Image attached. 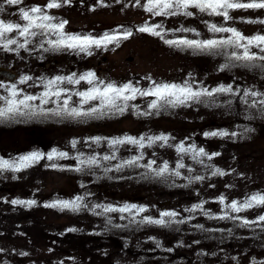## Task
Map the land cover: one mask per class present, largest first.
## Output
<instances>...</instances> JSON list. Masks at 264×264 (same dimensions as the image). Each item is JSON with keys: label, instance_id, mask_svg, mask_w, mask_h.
Instances as JSON below:
<instances>
[{"label": "rangeland", "instance_id": "obj_1", "mask_svg": "<svg viewBox=\"0 0 264 264\" xmlns=\"http://www.w3.org/2000/svg\"><path fill=\"white\" fill-rule=\"evenodd\" d=\"M49 2L22 0L10 6L0 0L4 7L0 19L22 24L21 8L43 9ZM58 3L61 6L47 14L54 17L53 23L67 22L66 34L97 39L105 34L122 37L129 31L132 35L107 47L93 46L88 50L91 54L45 51L47 41L56 39L54 34L31 38L26 48H0V69L14 73L12 79L0 78V85H16L21 93L18 99L38 97L29 103L46 113L0 120V161L12 164L33 152L42 155L19 172L0 171V264H264V221L259 220L264 205L238 213L230 207L233 201L241 204L252 195H264V106L259 104L264 99V60L244 66L231 58L233 52L242 55V49L201 52L164 43L231 37L230 33L210 32L209 24L235 28L246 38L264 35V23L247 22L264 20V9L232 10V19L225 21L194 8L188 9L193 13L190 17L155 16L144 10L147 0ZM157 24L162 25L156 30L163 38L138 31L141 26ZM250 52L264 56L257 47ZM88 72L96 77L92 85L58 82L51 90H63L61 96L40 104L41 94L49 90L45 88L48 80L73 74L79 79ZM24 76L31 79L20 83ZM109 83L117 87L130 84L141 91L158 84H188L194 91L230 85L232 91L176 106L158 102L155 109L150 104L156 98L139 93L134 100H117L111 108H101L98 100L81 106L76 93L91 87L103 89ZM245 90L262 95L245 97ZM7 96L6 89L0 88V97ZM65 99L70 108L100 111L77 118L53 115L64 107ZM253 101L255 107L250 106ZM4 106L0 100V107ZM212 132L228 135H205ZM160 136L167 140L154 139ZM126 137L144 147L109 143ZM200 149L205 155H197ZM53 150L66 156L49 160ZM134 157L139 158L136 165H125ZM93 158L96 164L88 165ZM150 161L154 162L152 170L146 167ZM165 164L168 171L156 176L155 171ZM217 170L223 174L214 175ZM78 196L83 199L76 211L46 207ZM13 200L35 203L13 205ZM96 205H135L146 211L102 213ZM162 212L177 215L163 218L164 225L140 222L161 219Z\"/></svg>", "mask_w": 264, "mask_h": 264}, {"label": "snow or ice", "instance_id": "obj_2", "mask_svg": "<svg viewBox=\"0 0 264 264\" xmlns=\"http://www.w3.org/2000/svg\"><path fill=\"white\" fill-rule=\"evenodd\" d=\"M22 0H5L7 5H19L21 4ZM68 0H65L67 3ZM139 3V0H137ZM60 3L58 0H50L47 3L45 8H41L38 6H33L30 9H20V18L23 23H11L5 22L4 20L0 19V48H3L4 51H10L11 45H16L18 49L26 48V46L31 43V38H35L37 36H45L48 34H54L56 36L55 40H48L47 44L49 48L44 49L45 51H61V50H69V51H76L78 53H86L91 54L88 52L90 48L95 46L96 48L100 47H107L109 44L117 41L121 38L127 39L132 35V33L124 32L123 36L117 35H109L105 34L100 38H93L88 35L79 36V35H69L65 33V24L66 21H61L59 23H53L54 17L47 14V11L53 8L60 7ZM197 9L200 13H206L210 16H222L225 21L232 19L229 15L230 11L232 10H256V9H264V0H248V2H244V0H147V4L144 5V10L146 12L152 13L155 16H176V15H184V16H192L193 13L188 11V9ZM4 11L3 5H0V12ZM249 23H264V20L261 21H247ZM162 25H154L148 26L144 25L141 26L138 31L142 33H149L153 36H159L161 38L162 34L160 31L156 29L161 28ZM208 29L212 33H230L231 37L229 39L223 40H216V39H208L204 41L195 40V39H170L164 40L169 46H176V47H184L190 48L194 51L198 50L201 52L204 51H212L218 48H226L232 47L235 49H242V55H238L236 52L231 54V58L237 61L244 62V66H254L252 64L253 61L259 59L264 60V56H256L254 53L250 52L251 47H257L261 52H264V35H256L250 38L244 37L239 31L235 28L230 27H223L217 26L215 24H209ZM180 31H194L192 29H180ZM16 33L17 38H10V34ZM199 35V33H196ZM22 39L23 42H19ZM227 66V65H226ZM74 76V74H73ZM73 76L68 77H61L57 76L52 80H48L45 83V88L49 89L44 91L41 94L40 104L45 105L49 103V98L54 96L59 98L62 94L63 90H55L52 91L51 89L53 86L57 85L58 82L67 81L69 84H78L80 81H86L89 85H92L95 81L96 77L95 74L92 72H88L79 77V79H74ZM31 79V77L24 76L21 77L20 83H25ZM103 84V82H100ZM0 88H5L8 96L7 97H0V100L5 102L4 107H0V120H6L16 116H28V115H37V114H46L44 113L43 108H40L39 111L32 107L29 102L36 101L38 97L34 95H24L22 99H18L21 93L18 91L16 85H0ZM232 91L231 86L228 87H218L213 89L212 91H208L207 89L194 91L192 87L188 84L184 86H180L177 84H158L152 90L149 91H141L138 88L133 87L130 84H124L123 86L117 87L111 83L107 84L106 86L101 89L100 87H91L86 92H78L77 95L80 98L81 106L87 104L91 101H99L101 108L108 107L111 108L115 105L117 100H123L125 102L129 100L136 99V95L139 93L142 96H153L156 99L153 100L150 104V107L155 109L158 107V102H163L165 104L176 106L177 104H185L188 101H196L198 102L201 97L203 96H212L214 93H228ZM251 95L252 97H257L262 95L258 92H249L245 90L244 96L247 97ZM261 106H264V99L259 101ZM64 107L57 110L53 113V115L60 116L61 114H66L69 117L77 118L82 116H91L94 113L100 111V108L93 107L88 111H81L79 108L76 107H69V100L65 99L63 101ZM251 107L256 106V102L250 105ZM120 111H123V108H120ZM205 135L210 136H226L228 133L226 132H212L206 133ZM233 136L236 133H232ZM155 140H167V137H155ZM153 138H149L150 143L152 142ZM131 143V144H139L140 147H144V145L131 137H126L123 140H113L109 143L112 145L115 144H122V143ZM73 147H75V142H73ZM178 151L183 152V148H178ZM197 155H205L204 149H200ZM55 156L65 157L66 153L59 152L57 153L55 150L49 153L47 158L52 160ZM42 158V155L38 152H33L27 156H23L20 158L19 163H12L10 164L8 161H0V171L11 169L14 172H19L22 168H27L31 166L32 163L38 162ZM114 158V157H113ZM211 159V156L208 157ZM103 159L105 161L109 160L108 156H104ZM139 158L134 157L132 160L126 161L125 165L132 166L136 165ZM84 163V161H81ZM154 162L150 161L146 167L149 170H152V165ZM88 165L96 164V160L90 159L87 161ZM177 167H183L182 164H178ZM80 171V169H76ZM168 171V166L165 164L164 166L160 167L158 170L155 171L156 176H163ZM219 170L214 173V175H222ZM175 175H179L178 172ZM196 179H202L201 177H197ZM83 198L76 197L75 200L72 201H58L53 204L46 205V207H60L61 209H69L72 211H76L81 207L79 203ZM221 202H223V198H221ZM13 205H28L31 206L35 203L33 200L23 201V200H13L11 202ZM260 206L264 205V195H252L249 199L244 201L241 204H237V202L233 201L230 205L231 210L233 212H240L244 209L251 208L253 206ZM96 208H102V213H113L119 212L123 213H131L135 211L137 214L144 213L146 211L145 208L139 207L135 205H124L123 207L115 208L111 206H102L96 205ZM195 208H199L200 205L194 206ZM177 214L175 212H162L160 214L161 219L152 220L151 218H144L140 222L141 223H148V224H155V225H164L165 220L163 218H171L175 217ZM123 219L124 217L121 216ZM224 218V217H221ZM260 221H264V215L259 217ZM172 221L169 220V223ZM243 223L245 225L249 224V221L244 220ZM71 231V229H70Z\"/></svg>", "mask_w": 264, "mask_h": 264}, {"label": "water", "instance_id": "obj_3", "mask_svg": "<svg viewBox=\"0 0 264 264\" xmlns=\"http://www.w3.org/2000/svg\"><path fill=\"white\" fill-rule=\"evenodd\" d=\"M7 77L8 79H12L14 74L8 70L0 69V78ZM142 199V198H140Z\"/></svg>", "mask_w": 264, "mask_h": 264}, {"label": "flooded vegetation", "instance_id": "obj_4", "mask_svg": "<svg viewBox=\"0 0 264 264\" xmlns=\"http://www.w3.org/2000/svg\"><path fill=\"white\" fill-rule=\"evenodd\" d=\"M68 239H70V238H68ZM83 239V238H82ZM85 239H91L90 237L89 238H85ZM85 239H83V240H85ZM72 240V239H71ZM77 242H78V240H76Z\"/></svg>", "mask_w": 264, "mask_h": 264}, {"label": "trees", "instance_id": "obj_5", "mask_svg": "<svg viewBox=\"0 0 264 264\" xmlns=\"http://www.w3.org/2000/svg\"><path fill=\"white\" fill-rule=\"evenodd\" d=\"M60 239H63V240H65V238H60Z\"/></svg>", "mask_w": 264, "mask_h": 264}]
</instances>
